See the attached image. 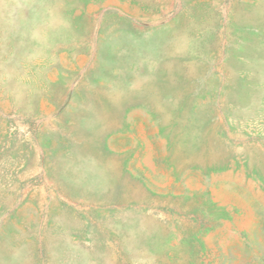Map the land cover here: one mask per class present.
<instances>
[{
    "label": "rangeland",
    "instance_id": "rangeland-1",
    "mask_svg": "<svg viewBox=\"0 0 264 264\" xmlns=\"http://www.w3.org/2000/svg\"><path fill=\"white\" fill-rule=\"evenodd\" d=\"M0 264H264V0H0Z\"/></svg>",
    "mask_w": 264,
    "mask_h": 264
}]
</instances>
